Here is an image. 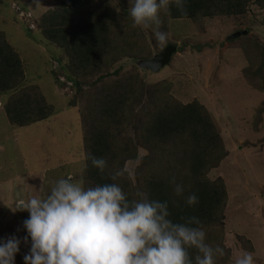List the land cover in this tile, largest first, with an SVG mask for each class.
Here are the masks:
<instances>
[{"label": "trees", "instance_id": "obj_1", "mask_svg": "<svg viewBox=\"0 0 264 264\" xmlns=\"http://www.w3.org/2000/svg\"><path fill=\"white\" fill-rule=\"evenodd\" d=\"M119 4L121 11L115 0L60 1L34 21L39 36L63 52V59L51 60L60 62L62 72L73 82L69 104L76 106L77 98L88 94L80 113L88 130L81 172L84 187L117 183L129 201L140 200V192L150 200L166 201L170 220L184 223L182 217H199L201 225L192 226L202 227L207 244L224 249L226 186L221 178L208 177L227 156L218 128L198 100L185 104L177 100L169 82L146 88L135 64L131 72L119 76L121 67L114 68L117 63L147 59L153 53L146 33L152 29L133 27L129 0H119ZM185 6L186 14H182L170 0L169 9L160 10L161 31L168 32L170 20L199 24L213 18H241L252 6L264 11V0H185ZM19 7L28 11L24 5ZM167 46L175 44L162 48ZM260 47L252 41L249 49H257L258 56L255 60L249 54L246 57L252 66L258 62L257 85L264 94V45ZM24 81L22 61L0 32V94H7L1 108L10 124L19 128L46 121L54 113L40 88L21 87ZM262 105L264 113V100ZM140 151L145 154L138 157ZM89 154L107 161L103 172L86 159ZM135 159L138 164L131 177L125 166ZM118 170L123 175L113 181L111 174ZM172 178L183 186L182 195H176ZM191 193L199 197L194 206L185 203ZM189 254L194 261L197 251L190 248ZM217 260L223 257L216 256Z\"/></svg>", "mask_w": 264, "mask_h": 264}, {"label": "rangeland", "instance_id": "obj_2", "mask_svg": "<svg viewBox=\"0 0 264 264\" xmlns=\"http://www.w3.org/2000/svg\"><path fill=\"white\" fill-rule=\"evenodd\" d=\"M67 4V0H62ZM60 0H0V32L18 53L27 84L41 88L54 113L43 122L29 127L12 126L1 108L7 94H0V241L15 235L23 238V221L28 212L16 210L22 200L50 191L54 183L69 176L81 179L84 167L87 127L80 113L88 94L69 102L49 75V61L63 59V52L50 45L35 31L26 32L18 23L11 5L23 6L33 19L57 7ZM119 7V0H115ZM29 8V9H28ZM121 11V8H118ZM167 43L175 44L176 53L169 64L152 74L141 71L145 87L159 81L171 84L172 95L182 103L198 100L211 114L221 135L226 158L210 170L211 180L221 178L226 186L227 204L223 221V260L215 264H235L243 251L253 253L255 264H264V94L257 85V49L252 41L264 45V11L252 6L241 18H213L194 24L189 20H170ZM246 31L236 39L230 37ZM152 55L159 45L151 30H146ZM181 48V51H178ZM135 61L123 60L119 76L133 70ZM136 66V65H135ZM113 68V69H114ZM140 151L138 157L144 155ZM138 161L126 163L131 177ZM21 243L15 264H24L29 251Z\"/></svg>", "mask_w": 264, "mask_h": 264}, {"label": "clouds", "instance_id": "obj_3", "mask_svg": "<svg viewBox=\"0 0 264 264\" xmlns=\"http://www.w3.org/2000/svg\"><path fill=\"white\" fill-rule=\"evenodd\" d=\"M174 3L186 14L185 0ZM129 4L133 27L151 28L155 41L166 44L168 34L161 31L159 12L169 9L170 0H129ZM29 30L35 31L36 25ZM53 61L49 65L54 79ZM86 159L101 172L107 167L104 158L89 154ZM122 175L118 170L110 178L115 181ZM171 183L175 184L176 195H182L183 186L176 184L175 178ZM139 196L140 200L129 201L117 183L85 188L82 179H59L49 192L31 196L17 205L16 210L29 214L23 221L26 235H12L0 241V264H15L21 243L28 245L29 241L24 264H215L216 256L225 255L219 245L212 247L205 242L202 227L192 226L201 225L199 217H182L184 223H174L168 218L166 201L150 200L145 192ZM185 203L194 206L199 197L191 193ZM190 248L197 251L194 261ZM235 264H255L253 253L243 251Z\"/></svg>", "mask_w": 264, "mask_h": 264}, {"label": "water", "instance_id": "obj_4", "mask_svg": "<svg viewBox=\"0 0 264 264\" xmlns=\"http://www.w3.org/2000/svg\"><path fill=\"white\" fill-rule=\"evenodd\" d=\"M246 33V31H239L234 33L230 38L236 39ZM176 50V47L173 46L164 47L158 53L153 54L150 58L135 61V65L142 71L150 72L152 74L159 73V71L169 64L170 59L172 55L176 53Z\"/></svg>", "mask_w": 264, "mask_h": 264}, {"label": "built area", "instance_id": "obj_5", "mask_svg": "<svg viewBox=\"0 0 264 264\" xmlns=\"http://www.w3.org/2000/svg\"><path fill=\"white\" fill-rule=\"evenodd\" d=\"M11 10H13V13L22 24L26 25L29 29L35 28L32 15L29 12L24 11L23 9H21V7H19V5L16 4L11 5ZM52 70H53L54 80L59 85L61 91L64 94H68V95L72 94L73 82L66 78V76L64 75V73L60 68L59 63L53 61Z\"/></svg>", "mask_w": 264, "mask_h": 264}, {"label": "crops", "instance_id": "obj_6", "mask_svg": "<svg viewBox=\"0 0 264 264\" xmlns=\"http://www.w3.org/2000/svg\"><path fill=\"white\" fill-rule=\"evenodd\" d=\"M29 9V8H28ZM48 73H49V75L52 77V72L50 71V69H49V71H48ZM24 82H26V76H25V81ZM27 85H29V84H27ZM58 86V85H57ZM40 90H41V88H40ZM41 92H42V90H41ZM43 93V92H42Z\"/></svg>", "mask_w": 264, "mask_h": 264}]
</instances>
